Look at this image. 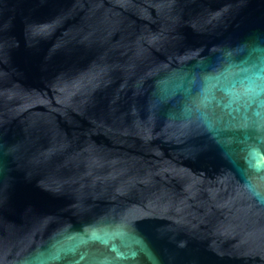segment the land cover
<instances>
[{
    "label": "water",
    "instance_id": "water-1",
    "mask_svg": "<svg viewBox=\"0 0 264 264\" xmlns=\"http://www.w3.org/2000/svg\"><path fill=\"white\" fill-rule=\"evenodd\" d=\"M0 264H264V0H0Z\"/></svg>",
    "mask_w": 264,
    "mask_h": 264
}]
</instances>
